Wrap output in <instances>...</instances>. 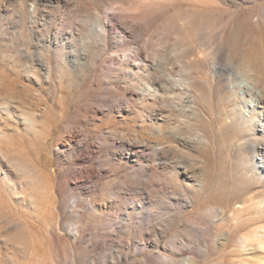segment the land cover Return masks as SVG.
Instances as JSON below:
<instances>
[{"label": "rangeland", "instance_id": "1", "mask_svg": "<svg viewBox=\"0 0 264 264\" xmlns=\"http://www.w3.org/2000/svg\"><path fill=\"white\" fill-rule=\"evenodd\" d=\"M244 80L264 0H0V264L264 261Z\"/></svg>", "mask_w": 264, "mask_h": 264}, {"label": "bare ground", "instance_id": "2", "mask_svg": "<svg viewBox=\"0 0 264 264\" xmlns=\"http://www.w3.org/2000/svg\"><path fill=\"white\" fill-rule=\"evenodd\" d=\"M238 73L239 72L237 70H233V72H232V74L234 76L238 75ZM237 87L239 89L238 90L239 91L238 94H240L244 99L246 97H248V99L244 100V105H245V107L246 106H250V111L249 112H252L256 116H258V120L261 123L260 124L261 128L263 129L264 128V92L261 91L260 89H258L255 85L249 84V82L247 80L239 82ZM245 120H246V122L252 124L253 121L255 120V117H248L247 116ZM262 134H263L262 137H264V133H262ZM262 148L264 149V144H262L261 149ZM263 260H264V258H263ZM259 264H264V261H261Z\"/></svg>", "mask_w": 264, "mask_h": 264}]
</instances>
